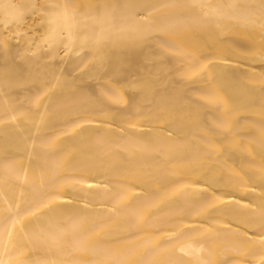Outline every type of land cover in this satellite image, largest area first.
Instances as JSON below:
<instances>
[{
  "label": "bare ground",
  "instance_id": "6f19581e",
  "mask_svg": "<svg viewBox=\"0 0 264 264\" xmlns=\"http://www.w3.org/2000/svg\"><path fill=\"white\" fill-rule=\"evenodd\" d=\"M0 264H264V0H0Z\"/></svg>",
  "mask_w": 264,
  "mask_h": 264
}]
</instances>
